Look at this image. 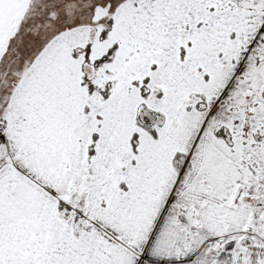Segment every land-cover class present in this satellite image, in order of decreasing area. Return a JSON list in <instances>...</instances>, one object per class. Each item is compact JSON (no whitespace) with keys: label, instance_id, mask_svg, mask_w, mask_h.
Returning a JSON list of instances; mask_svg holds the SVG:
<instances>
[{"label":"snow or ice","instance_id":"obj_1","mask_svg":"<svg viewBox=\"0 0 264 264\" xmlns=\"http://www.w3.org/2000/svg\"><path fill=\"white\" fill-rule=\"evenodd\" d=\"M0 264H264V0H0Z\"/></svg>","mask_w":264,"mask_h":264}]
</instances>
